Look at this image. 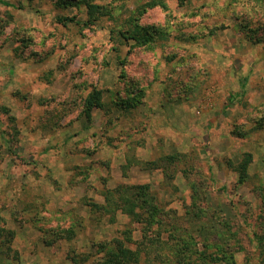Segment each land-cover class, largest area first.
I'll return each mask as SVG.
<instances>
[{
	"label": "rangeland",
	"instance_id": "1",
	"mask_svg": "<svg viewBox=\"0 0 264 264\" xmlns=\"http://www.w3.org/2000/svg\"><path fill=\"white\" fill-rule=\"evenodd\" d=\"M0 106V264H264V0H0Z\"/></svg>",
	"mask_w": 264,
	"mask_h": 264
},
{
	"label": "trees",
	"instance_id": "2",
	"mask_svg": "<svg viewBox=\"0 0 264 264\" xmlns=\"http://www.w3.org/2000/svg\"><path fill=\"white\" fill-rule=\"evenodd\" d=\"M59 20L63 21V22H67V21L76 22V18L67 17V16H60ZM121 35H123L124 38L134 39L139 44H146V43L153 41V38L151 37V35L139 36L137 34H129L128 36H126L125 33H123ZM100 99H101V91L100 90H94L89 95V98L87 99V102H86V110H85V114H86L88 119L91 118L93 109L102 107V103H101ZM0 107L2 108V106H0ZM250 161H251V155L248 154L247 158H245L243 160V162L238 167L241 181H243L245 176L247 175V168H248ZM4 236L6 237L5 239L3 238ZM13 237H14V231L13 230H7L5 228L0 229V238H2L1 243L9 242V241H11V239ZM132 252L133 251H129V254H126V255H131ZM127 259H131V257L129 256Z\"/></svg>",
	"mask_w": 264,
	"mask_h": 264
}]
</instances>
